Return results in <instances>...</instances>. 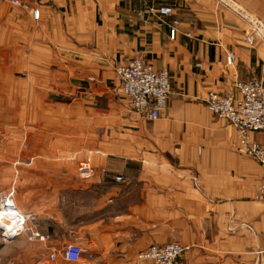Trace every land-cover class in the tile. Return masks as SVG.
Here are the masks:
<instances>
[{"label": "crops", "instance_id": "crops-1", "mask_svg": "<svg viewBox=\"0 0 264 264\" xmlns=\"http://www.w3.org/2000/svg\"><path fill=\"white\" fill-rule=\"evenodd\" d=\"M21 1H0V204L14 191L46 239L0 235V264H81L63 257L70 243L91 264H134L170 242L188 247L185 264H264V167L206 105L210 91L264 81V46L245 41L264 0ZM160 7L174 14L161 22ZM136 56L171 75L157 120L120 89L118 69Z\"/></svg>", "mask_w": 264, "mask_h": 264}, {"label": "built area", "instance_id": "built-area-1", "mask_svg": "<svg viewBox=\"0 0 264 264\" xmlns=\"http://www.w3.org/2000/svg\"><path fill=\"white\" fill-rule=\"evenodd\" d=\"M21 6V0H0ZM33 16L39 19L40 12L35 9ZM154 11L145 9L139 12L142 19L152 15ZM159 21L164 22L165 17L174 14L172 7H160L156 10ZM248 30L245 35L247 44L259 42L264 46V20L256 17H246ZM180 21L174 19L171 24V38L175 39L179 31ZM227 59L234 63L236 57L229 51ZM121 92L128 97L131 106L151 120H157L166 109L173 93L172 79L168 69L156 70L152 64L147 63L141 56H136L118 69ZM238 95L232 93H219L210 91L206 105L212 114L224 119L238 131L236 150L239 154L255 159L264 167V142L256 141L254 133H264V81L253 78L248 81L236 83ZM79 174L83 178L93 174V168L82 163ZM122 181L123 176H117ZM259 197L264 199V182L259 186ZM7 212L0 223V235L4 240L7 237L15 238L28 235L31 240H45L46 235L33 226L28 225V217L23 214L14 201V191L5 194L0 204ZM188 249L179 242H170L164 245L153 244L138 253L134 264H185L183 255ZM67 261L81 264H91L92 254L87 247L70 243L61 251ZM55 259V255H51Z\"/></svg>", "mask_w": 264, "mask_h": 264}, {"label": "bare ground", "instance_id": "bare-ground-1", "mask_svg": "<svg viewBox=\"0 0 264 264\" xmlns=\"http://www.w3.org/2000/svg\"><path fill=\"white\" fill-rule=\"evenodd\" d=\"M6 211H5V209L4 208H0V223L2 222V219H3V217L4 216H2V215H6Z\"/></svg>", "mask_w": 264, "mask_h": 264}, {"label": "water", "instance_id": "water-1", "mask_svg": "<svg viewBox=\"0 0 264 264\" xmlns=\"http://www.w3.org/2000/svg\"><path fill=\"white\" fill-rule=\"evenodd\" d=\"M0 230H2V228L0 227ZM7 239H11V237H7Z\"/></svg>", "mask_w": 264, "mask_h": 264}]
</instances>
